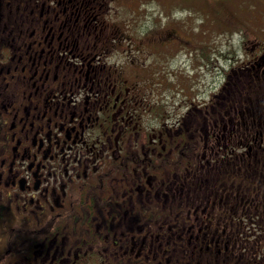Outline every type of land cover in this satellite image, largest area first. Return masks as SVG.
Instances as JSON below:
<instances>
[{
  "label": "flooded vegetation",
  "instance_id": "1",
  "mask_svg": "<svg viewBox=\"0 0 264 264\" xmlns=\"http://www.w3.org/2000/svg\"><path fill=\"white\" fill-rule=\"evenodd\" d=\"M133 3L0 0V264H264V24Z\"/></svg>",
  "mask_w": 264,
  "mask_h": 264
},
{
  "label": "rangeland",
  "instance_id": "2",
  "mask_svg": "<svg viewBox=\"0 0 264 264\" xmlns=\"http://www.w3.org/2000/svg\"><path fill=\"white\" fill-rule=\"evenodd\" d=\"M215 5H220L222 12L225 11L234 15L233 20L236 24L232 25V28L237 32L230 37L231 44L229 48L222 41L223 34H220L222 22L215 13ZM131 10L133 31L139 35L144 32L150 35L152 31H157L160 25V27L174 25L179 30H183V25L198 24L201 27L208 25L210 27L208 33H205L202 37L201 34H197V40L208 42V47L211 45L215 47L222 42V48L218 53L216 51V57L214 58L218 60L216 62L217 69L213 70L214 79L218 76H220V79L222 78L223 71H220V69L222 66H229L233 57L244 56V50L237 46L241 43L238 33L240 28L237 27V24L240 23V16H245L244 24L250 30L248 36L254 35L258 24H264V0H134ZM252 14L256 15L250 16ZM185 27L189 30V27ZM191 29L193 30V27ZM221 51L223 55H221ZM229 56H231L230 59H228ZM247 163L248 161L242 162L240 160L241 166L247 165ZM262 170V167H258L257 172Z\"/></svg>",
  "mask_w": 264,
  "mask_h": 264
}]
</instances>
